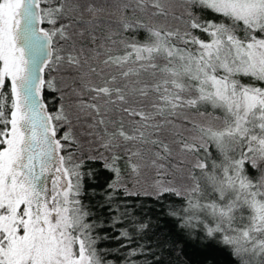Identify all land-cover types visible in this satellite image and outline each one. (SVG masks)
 Here are the masks:
<instances>
[{"label": "snow or ice", "instance_id": "1", "mask_svg": "<svg viewBox=\"0 0 264 264\" xmlns=\"http://www.w3.org/2000/svg\"><path fill=\"white\" fill-rule=\"evenodd\" d=\"M141 196L264 264V0H0V264H136Z\"/></svg>", "mask_w": 264, "mask_h": 264}, {"label": "trees", "instance_id": "2", "mask_svg": "<svg viewBox=\"0 0 264 264\" xmlns=\"http://www.w3.org/2000/svg\"><path fill=\"white\" fill-rule=\"evenodd\" d=\"M48 102L52 104L53 100L49 99ZM129 203H135L137 211L143 206L141 218L146 219L152 225L147 237L141 241L145 248L150 249V251H146L143 256L133 258L136 260V264H157V261L160 264H198L203 259L199 250L193 245L183 242L178 245L172 243L179 240L174 222L165 217V210L154 200L141 196L138 200L132 198ZM118 243V241L106 242V247L114 256L123 257L127 254V250L120 249ZM153 253L156 254L155 259H153ZM215 255L220 264H227L225 254L216 253Z\"/></svg>", "mask_w": 264, "mask_h": 264}]
</instances>
